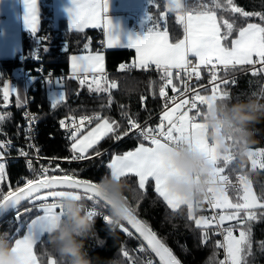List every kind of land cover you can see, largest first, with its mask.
Returning a JSON list of instances; mask_svg holds the SVG:
<instances>
[{
  "label": "snow or ice",
  "instance_id": "1",
  "mask_svg": "<svg viewBox=\"0 0 264 264\" xmlns=\"http://www.w3.org/2000/svg\"><path fill=\"white\" fill-rule=\"evenodd\" d=\"M26 7L25 23L35 35L38 31V9L37 0H24ZM155 0H149L153 5ZM213 9L205 5V10L192 14L187 11L185 14H178L177 21L184 25V37L176 43L169 41L168 31L158 30L156 25L147 28L146 34L142 38L130 39L128 48H134L137 53L138 63L121 64L120 70L125 71L131 68L149 70L152 66L160 73L163 84L159 90V96L164 98L165 108L160 116V122L155 127H142L137 119L122 111V116L127 119L129 127L120 131L122 125L115 120L95 116H84L79 123L73 118L70 124L65 120L60 121V126L68 132L67 139L70 142V157L63 159L69 161H81L91 159L89 150L94 151L96 157L103 153L97 145L105 138L121 140L130 133L137 134L149 146L140 143L134 150L127 151L121 155H114L106 165L110 170L108 174L112 178L128 180L130 177L138 178V187L145 190L146 182L154 181V190L159 197L166 203L168 209L173 213L181 208L187 207V219L194 221L195 227L202 230L201 244H207L209 240V229L213 226L221 230L223 242L217 241L215 247L224 249V259L216 261V253L209 258L210 264H247V257L252 254V223L253 221L264 219V193L257 195L253 191L252 183L246 175L238 177V184H233L229 175L225 174L226 168L233 163L237 156L234 153L219 155L216 146L207 139L206 125L202 122L205 119L207 109L217 100L230 99V93L226 86L234 81L222 79L218 76L220 67L227 72L229 68L235 69L236 66H251V74L256 76L264 73V25L258 23H247L244 27H239L238 36L231 40L230 46L223 43L236 31V20L229 21L220 17L218 19L215 9H223L225 12L238 14L239 17L249 18L257 16L264 21V13L248 12L235 5L234 0H212ZM70 8V27L77 31L86 26L97 27L103 21L108 35L107 46L109 48L119 45V37L112 33V22L103 16L108 9V0H72ZM175 6L176 11L187 8V0H170L168 10ZM152 16L148 14L145 18L146 23L152 21ZM222 20V25L220 23ZM222 28L226 31H222ZM46 39L41 38V40ZM47 51V47H44ZM189 57H195L197 63H193ZM38 58V57H35ZM72 71L74 77L84 74L80 79V84L84 85L87 81V73H103L104 57L97 53L87 56H73ZM259 65V67H257ZM208 67L210 73L209 84L211 95H202L199 90L190 87L188 81L193 77L196 81L201 79V67ZM175 74H174V71ZM179 79L183 85V91L178 88L173 79ZM107 82V77H104ZM48 83L53 84L51 79ZM57 87L62 88L59 79L55 82ZM95 88L89 85V92H109L110 88L117 87L115 81L108 87H103L95 76H93ZM225 86V87H222ZM171 86L174 93L178 95L169 97L166 88ZM10 92H17L11 86L3 89V99L8 101ZM191 95L189 96V94ZM252 95H257L253 93ZM260 96L264 97V89H261ZM64 94L60 92L58 97L53 99V107L63 102ZM111 104V98H109ZM173 106H169V105ZM200 106H205L202 110ZM123 107V106H122ZM5 115H0V121L5 119ZM97 121L95 127L82 134L85 122L91 125ZM34 117H29V132ZM111 134V135H110ZM31 139L29 135L27 137ZM11 141L0 142V150L9 148ZM186 145L189 148L204 153L210 163L214 165L216 181L213 187L208 188L207 195L199 202L184 201L183 199L171 195L165 187L166 181L171 176H180L179 170L169 167L164 159L166 151L173 146ZM29 149H35L36 161L42 158L39 156V148L34 144H28ZM19 154L29 157V152L19 149ZM3 151H0V159L3 158ZM55 159V158H54ZM248 159L252 167L264 169V149L253 151L249 149ZM27 166L33 172L32 178H26L23 187H16L15 190L9 189L7 194L0 191V210H17L22 201H28L32 207L26 208L24 212H31L33 209L42 213L37 215L27 224V233L22 238H16L13 243H9L12 251L17 252L24 260V264H38L37 256L34 254V246L41 236L45 235L55 223L58 216L63 214L61 201L65 197L76 200L85 198L93 202L94 205H103L109 208V204L99 191L98 182L77 178L75 170L71 172L60 168L59 164L52 166L49 160L47 166L41 164L37 169L33 166V160L27 159ZM243 171V169L241 170ZM62 173L58 175L57 173ZM5 164L0 162V182L5 180ZM229 190L236 193L242 192L243 195L233 202L229 195ZM206 203L213 209L221 210L218 215L211 218L206 216H196V209L201 204ZM261 210L259 215L255 210ZM93 215L99 214L96 207H87ZM136 209L129 204V209L125 218L128 224L135 229L139 237L146 241L148 248L156 257L159 264H181V261L173 254V251L166 246L162 239L158 238L157 233L148 225L137 219L134 215ZM23 213L17 211L16 219L19 221ZM105 218L106 215H104ZM225 221H234V224L223 227ZM129 236L132 235L126 227H120ZM238 230L239 235L233 234ZM20 231L19 228L16 229ZM261 250H264V241L260 242ZM143 251V249H141ZM124 257H129L128 251H123ZM48 264H57L54 258L49 259ZM147 264H152L151 260Z\"/></svg>",
  "mask_w": 264,
  "mask_h": 264
},
{
  "label": "trees",
  "instance_id": "2",
  "mask_svg": "<svg viewBox=\"0 0 264 264\" xmlns=\"http://www.w3.org/2000/svg\"><path fill=\"white\" fill-rule=\"evenodd\" d=\"M236 6L241 7L248 12L264 13V0H234ZM166 0H155L153 5L148 8L152 16V22L161 21L169 34L172 43L178 42L184 37V25L177 21L176 13L169 11L165 6ZM205 5L209 9L214 8L212 0H187V6L195 11L205 10ZM197 6L199 8H197ZM218 19L236 20V31L233 32L230 40L226 43L230 46L231 40L238 36L239 27H244L247 23H258L264 25L259 17L249 18L239 17L238 14L225 12L223 9H215ZM222 25V20H220ZM104 34L99 30L71 31L60 25L54 26L53 0H40V28L37 33L23 34L22 54L14 57L3 58L0 60V115H5V119L0 121V139L10 138L19 146H24L27 142L24 133L25 122L23 119L24 105H19L15 96H12L7 102L3 99L1 87L6 82H12L16 85L17 73L23 75L24 79H38L42 74H49L53 71L55 76L61 81L62 88L57 87L54 80L56 92L62 89L65 98L63 102L53 107L52 97L48 96L50 84L47 79L37 82L30 90L32 96L31 107L37 113L40 122L36 145L40 147L44 156L55 160H65L70 157V142L65 139L59 129L61 120L72 117H81L83 115H97L115 120L122 125V132L128 127L127 119L122 116V111L127 112L133 118L141 122H149L150 126L155 127L160 122L158 115L162 111V101L159 96V90L163 82L160 79V73L153 68L143 70L131 68L121 71V64H132L135 62V52L130 49L106 50L104 48ZM41 40V38H45ZM47 51H44V47ZM88 52H104L106 56V77L107 81H115L117 87L110 88L109 92H89V85H93V76H87L84 85L80 84V79L67 76L61 79L62 72L69 73L70 56L74 54ZM38 57V58H35ZM250 66H236L235 69L229 68L225 72L220 67L217 73L222 79L234 81L229 83L226 88L230 93V99L246 98L253 96L264 101L260 96L261 89H264V73H258L256 76L248 70ZM42 72H41V71ZM27 72V75H25ZM175 74V71H174ZM97 79L104 78L100 75ZM210 75L206 74L204 67H201V79L191 85L194 90H199L202 95H211V87L208 85ZM26 82V81H25ZM173 83L183 89L179 79L174 78ZM94 86V85H93ZM222 87H225L222 85ZM172 91L171 86L166 88ZM173 92V91H172ZM54 95V94H53ZM111 98V104H109ZM123 106V107H122ZM202 110L205 106H200ZM97 123V122H96ZM95 127L92 126L91 128ZM89 128L85 132L91 130ZM256 130V143L251 148L264 149V120L254 125ZM111 135V134H110ZM140 143L148 145L147 141L136 138L132 135L119 141L112 138H105L97 145L103 153L96 157L92 149L89 150L92 158L80 162H63L59 166L69 172L75 170L77 178L98 182L110 170L106 165L114 155H121L127 151L134 150ZM57 163H53L55 166ZM243 169V171H241ZM7 176L3 183V189H15L24 184L25 179L30 175L27 170V164L23 160L9 161L6 164ZM58 175L62 173H57ZM234 184H238V177L243 174L251 181L253 191L260 195L264 193V169L252 167L249 159L241 164L237 159L231 163L225 170ZM129 184L128 198L129 203L136 209L134 215L146 222L157 233L158 238L169 247L173 254L181 261V264H210L209 258L216 253L215 260L224 259V249L215 247L219 241L220 235L218 229L214 226L209 229V240L207 244H201V231L195 227L194 221L187 219V207L183 206L175 213L167 208L166 203L154 190V182L149 181L145 190L138 187V178L130 177L127 180ZM232 199H238L236 192L229 190ZM86 207L93 206L108 214L109 208L103 205H94L86 198L83 200ZM29 202L20 205L17 210L11 211L0 222V233H8V242L11 244L16 238H21L26 234L27 224L37 215L41 214L33 209L31 212H24L26 208H31ZM206 203L201 204L196 209V216H209V211L205 210ZM17 211L22 212L19 221H17ZM258 215L261 210L257 209ZM219 213V212H218ZM124 227L132 233L129 236L121 228L118 230L116 238L108 234L105 228L103 218L97 216L95 232L97 238L102 241V246H97V239H89L85 242V247L92 258H99L106 262L112 259L122 261V264H147L149 250L147 247L143 251L138 249L139 240H141L123 221ZM252 223V254L247 257V264H264V250H261L260 242L264 241V219H259ZM20 231L17 232L16 229ZM47 234L40 237L35 244V255L39 264H48L49 259L54 258L55 253L46 243ZM129 252V257L123 256V251Z\"/></svg>",
  "mask_w": 264,
  "mask_h": 264
},
{
  "label": "clouds",
  "instance_id": "3",
  "mask_svg": "<svg viewBox=\"0 0 264 264\" xmlns=\"http://www.w3.org/2000/svg\"><path fill=\"white\" fill-rule=\"evenodd\" d=\"M170 0L165 6L169 7ZM171 11H176L172 6ZM264 120V101L255 95L246 98L223 99L215 101L206 110L205 119L207 139L216 146L217 153H234L241 164L248 159V151L256 143L254 125ZM166 164L179 170L180 176H171L165 187L168 192L184 201L199 202L207 195L217 179L214 165L208 157L186 145L173 146L164 154ZM99 191L109 204L108 214L103 216L106 231L116 238L129 209V184L126 180L112 178L110 174L98 181ZM63 214L58 216L47 234V245L55 253L57 264H105L100 259L92 258L85 247L89 239H97V246L102 241L97 238L95 224L97 215L87 210L82 200L65 197L61 201ZM0 264H24V260L12 251L8 242V233H0ZM106 264H122L112 259Z\"/></svg>",
  "mask_w": 264,
  "mask_h": 264
},
{
  "label": "crops",
  "instance_id": "4",
  "mask_svg": "<svg viewBox=\"0 0 264 264\" xmlns=\"http://www.w3.org/2000/svg\"><path fill=\"white\" fill-rule=\"evenodd\" d=\"M72 6H73L72 0H53L54 26L55 27H59L60 25H63L64 27L68 28L71 31H77L74 28L70 27V14L68 10L72 8ZM118 6H119L118 0H108V9L106 12L103 13V16L111 20L112 26H113L112 33L114 36L119 37V45L115 47H111V48L107 46L108 35L104 27L103 21L101 22L100 26H97V27L86 26L80 31L95 29V30H99L100 32H102L104 34L103 43H104V48L106 50L130 49L135 52L134 48L127 47V45L130 42L129 38L133 40L138 37L142 38L147 32V28L153 27V25H156L158 27V30L160 31L165 30V28L162 27L164 26V23L161 21L157 23L156 21L155 23H153L152 21L146 23L145 18L149 14L148 10L145 16L142 13L143 19H141L140 15L133 16L129 12L119 11ZM37 9H38V18H39V21H38V30H39L40 28V0H37ZM25 15H26V7H25L24 0H0V60L3 58L14 57L16 55L22 54L23 34L32 33V31L27 27L25 23ZM133 26H138L139 28L138 31L136 32L133 31L132 30ZM169 41L171 42L170 34H169ZM97 53L101 54L104 57V60H103L104 72L103 73H93V74H98L101 77L106 76V72H107L106 56L104 52H88V53L71 55L70 60H69L70 76L74 77V74L72 71V60H71L73 56H87V55H95ZM189 59L193 63H197V60L195 57H189ZM135 62L138 63V57H137L136 52H135ZM74 78H77V77H74ZM146 146H149V145H146ZM148 182H146V184ZM181 207H183V205ZM34 254H35V251H34Z\"/></svg>",
  "mask_w": 264,
  "mask_h": 264
},
{
  "label": "built area",
  "instance_id": "5",
  "mask_svg": "<svg viewBox=\"0 0 264 264\" xmlns=\"http://www.w3.org/2000/svg\"><path fill=\"white\" fill-rule=\"evenodd\" d=\"M132 29H133V31L136 32V31H138L139 28H138V26H133ZM209 67H210V66L204 68L206 74H208V75H210L209 70H208ZM257 67H259V65H257ZM151 68H153V66H152ZM128 70H129V69H128ZM248 70H249V71H252L251 67L248 68ZM40 71H41V70H40ZM174 71H176V70H174ZM41 72H42V71H41ZM25 75H27V72H25ZM67 76H69V73L62 72L61 79L64 80ZM87 76H89V77H91V76H97V74L95 75V74L89 73V74H87ZM82 77H84V74L80 75V78H82ZM44 79H47V80H48V79H51L52 82H53V84H54V80H55V79H58V78L55 76L54 72L51 71V72H49V74H46V75H45V74H42V75H41L40 77H38V79H36V80H32V79H30V78H26V79H25V81H26V102H25V104H24V106H25V110H24V112H23V119H24V122H25L24 133H25V138L27 139V142L24 144V146H19V145L16 144L13 140H11L9 137H8V138H7V137H6V138H1V139H0V142L11 141V145H10V147L7 148V149L0 150V151H3V153H4L3 158L0 159V162H2V163H6V164H7L9 161L23 160V161H25V163L27 164V159H32V160H33V166H34L35 168H37V169L40 167L41 164L47 166L48 163H49V160H52V165H53V163L60 164V163H63V162H80V161H69V160H55V159L48 158V157H46V156H44V155L42 154L40 147H38V146L36 145V141H35V140H36L37 135H38V127H39L40 122H39V120H38L37 113H36V112L32 109V107H31L32 96H31V94H30V90H31V88H32L33 86L36 85L37 82H40V81H42V80H44ZM209 81H210V80H209ZM162 82H163V81H162ZM195 82H197V81L195 80L194 77H193L190 81H188L190 87H191V85H192L193 83H195ZM49 84H50V83H49ZM53 84H50V87L48 88V96H49V97H52L53 94L56 92V89L54 88V85H53ZM208 85H210V84L208 83ZM5 86H11V87H13L14 89H16V88H15V85H13L12 82H6V83L4 84V86L1 87L2 92H3V89H4ZM210 86H211V85H210ZM191 88H192V87H191ZM165 90H166V92H167V94H168L169 97H172V96L178 95V93H174V92H172V91H170V90H168V89H165ZM181 91H183V89H182ZM190 95H191V93L189 94V96H190ZM12 96H14V92H10V94H9V99H8V100H10ZM161 101H162V111L158 114L159 116H161L162 112L164 111L165 103H166L165 99L162 98V97H161ZM169 106H173V105L170 104ZM84 116H95V115H83V116H81V117H84ZM29 117H34V121H33L32 124H31V131H30V132H29ZM81 117H75V118L72 117V118L64 119V120H65V122H66L67 124H70V123H71V120L74 118V119L76 120V122L79 123ZM96 122H97V121L94 120L93 123H92L91 125H89V124H87V122H85V126H84V128L82 129V132H84L85 130H87V129H89L90 127H92ZM138 122L141 124L142 127H149V126H150L149 122H141V121H138ZM128 127H129V126H128ZM150 127H151V126H150ZM59 129H60V131L63 133L64 138L67 139V135H68L67 130H66L65 128H62V127L60 126V124H59ZM29 135L31 136V139H28V138H27ZM130 135H132V136H134V137H136V138H141V139H143L142 137H139L137 134L130 133L128 136H130ZM125 137H127V136H125ZM125 137H124V138H125ZM29 143L34 144L37 148H39V150H40V151H39V156L42 158L39 162L36 161L37 153H36L35 149H29V148H28V144H29ZM19 149H23L24 151L29 152V157L21 156V155L19 154V151H18ZM85 160H87V159H85ZM85 160H81V161H85ZM53 167H55V166H53ZM27 170H28V172H29V174H30L27 178H32L34 174H33V172H31V171L29 170L28 166H27ZM25 182H26V179H25L24 183H25ZM232 183H233V182H232ZM233 184H234V183H233ZM21 187H23V184H22ZM11 190L14 191L15 189H11ZM0 191H3L4 194H7L8 191H9V189H8V190H5V189H3V186L0 185ZM88 207H93V206H88ZM96 210H97V212L99 213L98 216L101 217V218H103L104 215H107V214L104 213V211H102V210H99V209H97V208H96ZM205 210L211 212L212 217L217 215V212L215 211V209L211 208L209 205H207V207L205 208ZM103 220H104V219H103ZM220 231H221V230H219L217 234H219ZM219 235L221 236L220 239H219V241L223 242V235H221V234H219ZM144 248H145V245H144L141 241H139L138 249L141 250V249H144ZM147 259H148V260H151V261H152V264H159V263L156 261V259L154 258V256H153L152 254H150V253H149V255L147 256Z\"/></svg>",
  "mask_w": 264,
  "mask_h": 264
},
{
  "label": "rangeland",
  "instance_id": "6",
  "mask_svg": "<svg viewBox=\"0 0 264 264\" xmlns=\"http://www.w3.org/2000/svg\"><path fill=\"white\" fill-rule=\"evenodd\" d=\"M118 2H119V6H118L119 11L129 12L133 16H135V15L139 16L140 15L141 19H143L142 13L145 16L147 14V10H148V8L150 6L149 0H118ZM197 8H199V7L197 6ZM187 11H191L192 14H195L196 12H199V11L193 10L191 7H188V6H187L186 9L179 10V13H178V11H174V12L176 13V17H177L178 14H185ZM222 31H226V30L222 28ZM229 40H230V37L228 38L227 41H224L223 43L228 45V43H226V42H228ZM99 81H100V83H101V85L103 87H108L109 84L111 83L109 81L105 82L104 78H100ZM15 84H16L15 85L16 86V90L18 91V93L14 92L15 100H16V102L19 105H24L25 102H26V82H25V79H24L23 75L20 74L19 72L17 73V81H16ZM93 85H92V87L95 88L96 85L95 84H93ZM60 92H63V90L62 89L61 90L58 89L57 92L54 93V95L52 97V101H53V99L55 97H58L60 95ZM63 94H64V92H63ZM64 98H65V94H64ZM84 134H87V132H85ZM250 149L253 150V151H257V150H259L261 148H250ZM257 168H259V166H257L254 169H257ZM5 173H6V164H5ZM6 176H7V173H6ZM2 183L3 182H0V184H2ZM236 195H237V197H239V196H242L243 193L242 192L236 193ZM236 200L237 199H233V202H235ZM217 210H218V212L221 211L219 209H217ZM206 217H209V216L206 215ZM234 223H235L234 221H225L223 227H228L229 225L234 224ZM233 234L238 236L239 235L238 230H234Z\"/></svg>",
  "mask_w": 264,
  "mask_h": 264
},
{
  "label": "water",
  "instance_id": "7",
  "mask_svg": "<svg viewBox=\"0 0 264 264\" xmlns=\"http://www.w3.org/2000/svg\"><path fill=\"white\" fill-rule=\"evenodd\" d=\"M25 202H28V201H22L20 205L24 204ZM11 211H13L12 209H8L7 211H3V210H0V222L7 216V214H9ZM137 219L141 220L140 218L137 217ZM142 221V220H141ZM128 226L129 228L139 237V234L136 233L135 229L132 228V226L130 224L127 223V221H124ZM142 241H143V238L142 237H139ZM144 244L147 246V243L146 241H143ZM148 247V246H147ZM149 249V248H148ZM150 250V249H149ZM151 251V250H150ZM152 253V252H151ZM154 255V257L158 260L159 262V258L155 256L154 253H152Z\"/></svg>",
  "mask_w": 264,
  "mask_h": 264
}]
</instances>
